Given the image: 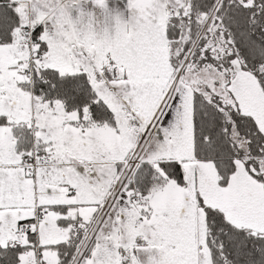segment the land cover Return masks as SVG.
Listing matches in <instances>:
<instances>
[{"label":"snow or ice","instance_id":"6c2138e0","mask_svg":"<svg viewBox=\"0 0 264 264\" xmlns=\"http://www.w3.org/2000/svg\"><path fill=\"white\" fill-rule=\"evenodd\" d=\"M0 264H264V0H0Z\"/></svg>","mask_w":264,"mask_h":264},{"label":"rangeland","instance_id":"374dc122","mask_svg":"<svg viewBox=\"0 0 264 264\" xmlns=\"http://www.w3.org/2000/svg\"><path fill=\"white\" fill-rule=\"evenodd\" d=\"M125 4V0H120V7L123 8Z\"/></svg>","mask_w":264,"mask_h":264}]
</instances>
